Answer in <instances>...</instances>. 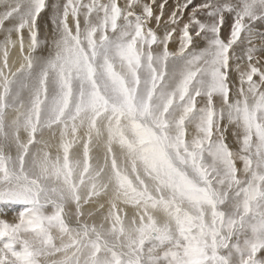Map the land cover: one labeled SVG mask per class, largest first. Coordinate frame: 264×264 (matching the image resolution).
Returning a JSON list of instances; mask_svg holds the SVG:
<instances>
[{
  "label": "snow or ice",
  "instance_id": "snow-or-ice-1",
  "mask_svg": "<svg viewBox=\"0 0 264 264\" xmlns=\"http://www.w3.org/2000/svg\"><path fill=\"white\" fill-rule=\"evenodd\" d=\"M0 264H264V0H0Z\"/></svg>",
  "mask_w": 264,
  "mask_h": 264
},
{
  "label": "rangeland",
  "instance_id": "rangeland-1",
  "mask_svg": "<svg viewBox=\"0 0 264 264\" xmlns=\"http://www.w3.org/2000/svg\"><path fill=\"white\" fill-rule=\"evenodd\" d=\"M11 217V213H9V218Z\"/></svg>",
  "mask_w": 264,
  "mask_h": 264
}]
</instances>
